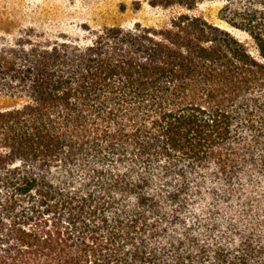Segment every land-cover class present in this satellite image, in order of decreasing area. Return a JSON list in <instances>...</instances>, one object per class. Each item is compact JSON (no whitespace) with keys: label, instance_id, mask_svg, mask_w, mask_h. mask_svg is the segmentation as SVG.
Returning <instances> with one entry per match:
<instances>
[{"label":"trees","instance_id":"1","mask_svg":"<svg viewBox=\"0 0 264 264\" xmlns=\"http://www.w3.org/2000/svg\"><path fill=\"white\" fill-rule=\"evenodd\" d=\"M118 1L1 32L0 264H264V0Z\"/></svg>","mask_w":264,"mask_h":264},{"label":"rangeland","instance_id":"2","mask_svg":"<svg viewBox=\"0 0 264 264\" xmlns=\"http://www.w3.org/2000/svg\"><path fill=\"white\" fill-rule=\"evenodd\" d=\"M118 3V0H89L85 3L70 0H0V38L4 29L10 28L14 32L27 24L48 28L53 34L61 32L71 34L76 32L80 24L95 27L103 23L126 25L139 21L144 25H150L160 22L170 14L167 11L151 10L146 7L136 13L128 9L121 14L117 11ZM217 10V4H204L191 13L219 24L216 20ZM233 33L247 44L251 52H255V46L247 35L237 31ZM6 105L7 102L0 99V107Z\"/></svg>","mask_w":264,"mask_h":264}]
</instances>
